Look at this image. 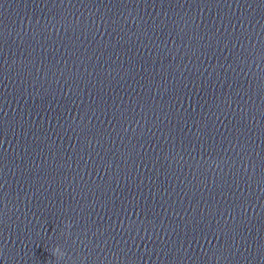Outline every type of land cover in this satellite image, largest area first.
Returning <instances> with one entry per match:
<instances>
[{
  "label": "clouds",
  "instance_id": "clouds-1",
  "mask_svg": "<svg viewBox=\"0 0 264 264\" xmlns=\"http://www.w3.org/2000/svg\"><path fill=\"white\" fill-rule=\"evenodd\" d=\"M66 227L70 229L72 227L71 223H66ZM51 254L56 257L57 261L64 259L67 255V253L59 245L55 246L51 250Z\"/></svg>",
  "mask_w": 264,
  "mask_h": 264
}]
</instances>
